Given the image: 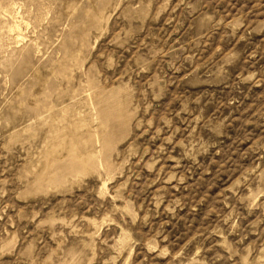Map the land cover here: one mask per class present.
Listing matches in <instances>:
<instances>
[{"label":"rangeland","instance_id":"rangeland-1","mask_svg":"<svg viewBox=\"0 0 264 264\" xmlns=\"http://www.w3.org/2000/svg\"><path fill=\"white\" fill-rule=\"evenodd\" d=\"M0 264H264V0H0Z\"/></svg>","mask_w":264,"mask_h":264}]
</instances>
